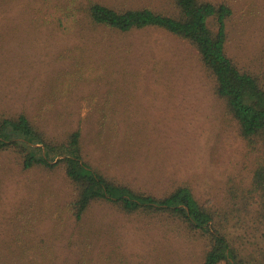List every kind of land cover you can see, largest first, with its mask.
<instances>
[{
	"label": "trees",
	"instance_id": "trees-1",
	"mask_svg": "<svg viewBox=\"0 0 264 264\" xmlns=\"http://www.w3.org/2000/svg\"><path fill=\"white\" fill-rule=\"evenodd\" d=\"M38 1L15 0V22L10 20L11 12H2L6 4L0 2V84L20 81L13 74L18 70L33 76L31 81L25 80V91L17 96L20 108L0 115V151L11 149L22 156V170L57 173V183L53 179L29 182L24 186L28 187V203L18 189L15 194L21 198L13 202L12 208H0V264H49L45 259L48 254L42 252V248L54 244H49L47 230L48 237L60 243L58 247L75 251L72 264H97L103 254L108 255L101 264H112V233L104 223L96 229L97 205H108L126 215L163 216L179 222L186 231L208 241L203 264H264V71L248 69L230 54L228 24L234 14L232 7L212 0H169L172 8L164 12L148 3L118 4V0H44L42 10L57 8L59 13L49 15L38 25L33 18ZM42 29L52 30L50 48L63 47L65 43L66 51L73 52L76 49L68 50L67 45L77 44L83 54L88 46L102 45L115 34L147 29L164 31L190 43L204 69L213 76L217 97L238 121L250 150L257 154L249 185L231 187L223 206L207 207L187 185L153 193L133 187L122 176L111 175L113 165L131 155L133 145L127 117L120 124L108 102L87 115L92 120L91 131L73 123V129L67 126V133L51 138L48 131L62 121L63 114L54 108L55 101L36 97L39 86L50 89L52 85L51 94L60 96L71 93L76 79L83 83L79 86H89L91 77L59 72V78L52 80L49 69L41 70L50 58L40 64V51L32 37L46 33ZM100 32L103 36L98 41ZM13 45L19 48L21 64L7 65L4 60L9 61L10 56L5 50ZM28 51L33 52L29 55ZM69 61L76 65L70 58ZM47 78L50 83L44 85ZM47 103L51 109L45 110ZM34 185L37 191L31 196ZM3 188L0 179V192ZM44 199L48 201L45 205ZM253 203L259 205L258 222L263 236L250 251L236 246L234 237L238 235L232 232L231 223L248 214ZM60 231L62 236L57 235ZM75 232L79 236L74 239L71 236Z\"/></svg>",
	"mask_w": 264,
	"mask_h": 264
},
{
	"label": "rangeland",
	"instance_id": "rangeland-1",
	"mask_svg": "<svg viewBox=\"0 0 264 264\" xmlns=\"http://www.w3.org/2000/svg\"><path fill=\"white\" fill-rule=\"evenodd\" d=\"M43 1H38L33 15L38 25H42L49 15L59 13L57 8L42 10ZM212 1L226 2L233 9L234 14L228 24L230 54L242 66L264 71V0ZM0 2L6 4L2 12H11L10 20L15 22V0ZM117 2L142 6L148 3L164 12L172 8L169 0ZM42 30L46 33L32 37L37 42L34 46H38L40 51V64L48 57L54 61L49 59L43 68L40 67L41 70L49 69L52 80H57L61 73L78 72L91 77L89 86H79L83 83L76 79L71 93L68 91L60 96L54 92L51 94L52 85L50 89L39 86L36 97L47 102L55 101L54 108L63 114L62 121L48 131L51 138L56 134L64 135L68 127V130L73 129V123L75 127L80 123L84 131H91L92 120L87 115L108 102L118 114L120 124L127 117L133 145L131 155L118 160L110 170L111 175L122 176L133 187L149 189L153 193L187 185L207 207L223 206L231 187L249 185L257 154L250 150L241 135L238 121L223 100L217 97L213 76L204 69L197 50L190 43L164 31L147 29L115 34L107 42H101L102 45L88 46L83 54L77 50V44L67 45L68 50L76 49L73 52L66 51L65 43H62L63 47L50 48L52 30ZM103 32L96 36L98 41ZM18 50L15 45L5 50L10 56L9 61L4 60L7 65L21 64ZM52 52L55 54L51 55ZM31 53L28 51L29 55ZM69 58L77 66H72ZM13 74L20 81L0 84V115L11 114L20 108L17 96L25 91V80L33 78L29 71L18 70ZM47 80L44 85L50 83ZM47 108L51 109L49 103L45 105V110ZM16 153L11 149L0 151V179L4 187L0 192V208H12L13 202L21 198L15 194L18 189L24 192L28 203L30 197L25 193L28 187H24L27 183L56 180L57 173L22 170V156ZM33 189L31 196L37 191V185ZM47 202L44 199L43 204ZM258 209V203H253L248 214L231 223L232 232L238 235L234 237L237 247L254 251L256 242L262 239ZM95 214L96 229L104 223V228L112 233L111 240L115 246L110 252L114 257L112 264L204 263L208 241L186 231L175 220L163 216L126 215L108 205H97ZM45 233L49 244L54 242V247L42 248V252L48 254L45 257L48 263L72 264L75 251L58 247L60 243L48 237L49 230ZM62 234L61 231L57 233L59 236ZM78 236L79 233L75 232L71 237L75 239ZM106 255H99L97 264L103 263Z\"/></svg>",
	"mask_w": 264,
	"mask_h": 264
}]
</instances>
